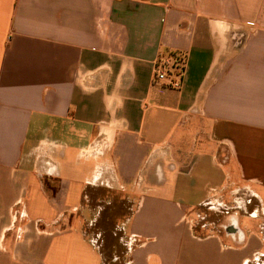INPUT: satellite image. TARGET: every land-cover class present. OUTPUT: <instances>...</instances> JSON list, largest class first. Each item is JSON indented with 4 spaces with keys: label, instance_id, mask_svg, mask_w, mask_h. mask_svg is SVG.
<instances>
[{
    "label": "crops",
    "instance_id": "0c3cea01",
    "mask_svg": "<svg viewBox=\"0 0 264 264\" xmlns=\"http://www.w3.org/2000/svg\"><path fill=\"white\" fill-rule=\"evenodd\" d=\"M261 215L264 0H0V264H260Z\"/></svg>",
    "mask_w": 264,
    "mask_h": 264
},
{
    "label": "rangeland",
    "instance_id": "374dc122",
    "mask_svg": "<svg viewBox=\"0 0 264 264\" xmlns=\"http://www.w3.org/2000/svg\"><path fill=\"white\" fill-rule=\"evenodd\" d=\"M175 70V69H174ZM176 71V70H175ZM237 186H229L228 188H224L223 191H220L219 193H217L219 195V197L217 196H211L209 199L210 204L208 205V202L204 205L201 206L200 208L196 209L194 212H192L191 214H189V216L187 217L190 224L193 223V229L196 231V233H201L202 234H211L212 232H210L208 230V228L210 229H214L213 233H218V231H216V228H214L212 223L217 222V220H219L220 217H218V212L215 211V208H220V206H217V204H221L222 207H227L230 209H240L239 207L242 208V205H240V202H243L245 200V196L240 192V190L236 189ZM233 190V191H232ZM236 190V191H235ZM218 200V201H213V200ZM208 205V206H207ZM211 205H213L212 209H208V207H211ZM215 207V208H214ZM253 211V207L252 209L250 208L248 210V212L244 211L242 209L241 211V217H245L246 219H252L249 215L250 212ZM121 212V211H119ZM115 213V212H113ZM116 215V214H115ZM203 218V219H202ZM235 217H233L234 219ZM221 219V218H220ZM224 219L221 220V222H223ZM244 221H247L244 219ZM258 221L257 225H262L261 222L264 224V216H259L258 217ZM219 222V221H218ZM227 222V221H225ZM242 227V226H241ZM112 228V227H111ZM102 232L100 231L99 235V239L98 242L100 244V248L101 251L105 257V264H122L120 262V258L117 257L119 256V250H118V246H121V243L119 242L120 238L122 237V231L120 229V231H115V233H111V230L108 229L107 225L102 227ZM93 233L96 234L97 232V228L94 230H92ZM260 264H264V258H262L260 260Z\"/></svg>",
    "mask_w": 264,
    "mask_h": 264
},
{
    "label": "flooded vegetation",
    "instance_id": "af4514ba",
    "mask_svg": "<svg viewBox=\"0 0 264 264\" xmlns=\"http://www.w3.org/2000/svg\"><path fill=\"white\" fill-rule=\"evenodd\" d=\"M208 206V205H207ZM217 206H220V208H215V211H217L219 220H217L216 224L212 223L214 226V228H216V231L220 232L222 235L224 236H230V235H239V237L242 236L241 231L238 230L237 226H238V221L239 218L241 217V211L242 208L239 207L240 209H230L227 207H222L221 204H217ZM213 205H211V207H208V209H212ZM249 215H251V212L249 213ZM233 217H235L233 219ZM203 219V218H202ZM224 219L223 222H221V220ZM219 221V222H218ZM227 221V222H225Z\"/></svg>",
    "mask_w": 264,
    "mask_h": 264
},
{
    "label": "built area",
    "instance_id": "2783aa9c",
    "mask_svg": "<svg viewBox=\"0 0 264 264\" xmlns=\"http://www.w3.org/2000/svg\"><path fill=\"white\" fill-rule=\"evenodd\" d=\"M169 64H170V59L169 58H165L163 61L158 62L155 64L154 66V72H155V76L153 81L154 82H160L163 79H165L166 74L169 71ZM171 68H175L174 66ZM179 83L178 82H174L173 86L174 87H178ZM136 240V237L134 235H131L128 237V244H132L134 241Z\"/></svg>",
    "mask_w": 264,
    "mask_h": 264
},
{
    "label": "trees",
    "instance_id": "16d2710c",
    "mask_svg": "<svg viewBox=\"0 0 264 264\" xmlns=\"http://www.w3.org/2000/svg\"><path fill=\"white\" fill-rule=\"evenodd\" d=\"M176 58V57H175ZM175 69H177V67H175Z\"/></svg>",
    "mask_w": 264,
    "mask_h": 264
}]
</instances>
